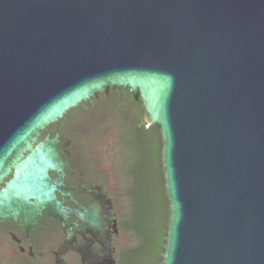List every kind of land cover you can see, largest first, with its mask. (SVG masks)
Here are the masks:
<instances>
[{
    "label": "water",
    "instance_id": "water-1",
    "mask_svg": "<svg viewBox=\"0 0 264 264\" xmlns=\"http://www.w3.org/2000/svg\"><path fill=\"white\" fill-rule=\"evenodd\" d=\"M110 89L161 132V264H264V0H0V210L65 223L48 140L21 150Z\"/></svg>",
    "mask_w": 264,
    "mask_h": 264
},
{
    "label": "flooded vegetation",
    "instance_id": "flooded-vegetation-1",
    "mask_svg": "<svg viewBox=\"0 0 264 264\" xmlns=\"http://www.w3.org/2000/svg\"><path fill=\"white\" fill-rule=\"evenodd\" d=\"M73 122H51L21 150L25 158L39 143L48 140L55 161L47 171L61 204L59 219L41 199L29 200L35 210H0V264H120L119 240L123 237L118 204L102 181L97 151L83 142ZM14 174L13 166L2 178L3 188ZM63 252H60V249ZM58 253H61L58 256Z\"/></svg>",
    "mask_w": 264,
    "mask_h": 264
},
{
    "label": "trees",
    "instance_id": "trees-1",
    "mask_svg": "<svg viewBox=\"0 0 264 264\" xmlns=\"http://www.w3.org/2000/svg\"><path fill=\"white\" fill-rule=\"evenodd\" d=\"M117 117L120 130L135 137L142 136L149 150L148 189L153 203L145 264H161L169 219V205L161 169L162 136L160 129L151 121L143 100L140 97L135 99L122 89H110L68 110L58 121L73 122L76 128L87 127V131L80 130L86 134L83 142L96 151L99 148L103 150L97 153L102 181L115 198H121L119 180L114 171L118 151L115 146L113 119ZM123 137L126 138L124 135ZM155 173L158 174L157 181L154 179ZM119 217L122 215L119 214ZM123 243L118 248L120 264L123 263L121 255L127 258L129 254V250L125 248L126 242Z\"/></svg>",
    "mask_w": 264,
    "mask_h": 264
},
{
    "label": "rangeland",
    "instance_id": "rangeland-1",
    "mask_svg": "<svg viewBox=\"0 0 264 264\" xmlns=\"http://www.w3.org/2000/svg\"><path fill=\"white\" fill-rule=\"evenodd\" d=\"M121 117L124 118V115ZM113 125L115 146L118 151L114 171L119 180L121 194V198L116 196V200L118 212L122 215L120 222L124 224L123 237L119 242H126L125 248L129 250L127 258L121 255V261L122 264H145L153 203L148 189L149 150L142 136L135 137L120 130L118 117L113 119ZM79 129L87 131V127ZM102 151L100 148L97 149L98 153ZM154 179L158 180L157 173Z\"/></svg>",
    "mask_w": 264,
    "mask_h": 264
}]
</instances>
